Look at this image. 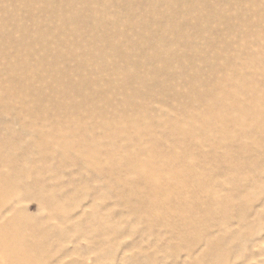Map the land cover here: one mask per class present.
<instances>
[{
  "label": "rangeland",
  "instance_id": "rangeland-1",
  "mask_svg": "<svg viewBox=\"0 0 264 264\" xmlns=\"http://www.w3.org/2000/svg\"><path fill=\"white\" fill-rule=\"evenodd\" d=\"M263 113L264 0H0V228L29 264H264Z\"/></svg>",
  "mask_w": 264,
  "mask_h": 264
},
{
  "label": "bare ground",
  "instance_id": "bare-ground-1",
  "mask_svg": "<svg viewBox=\"0 0 264 264\" xmlns=\"http://www.w3.org/2000/svg\"><path fill=\"white\" fill-rule=\"evenodd\" d=\"M259 89H261V88H259ZM243 91V90H242ZM255 91V90H254ZM259 92H260V90H258ZM261 92H262V90H261ZM245 93V92H244ZM259 94H261V93H259ZM263 94V93H262ZM237 95V94H236ZM253 99V98H252ZM258 102H259V98H258V94L254 97V100H249V101H247V103L244 105V106H246L245 108L243 107V108H236V109H239L244 115L245 114H248V113H250L251 114V111H253L252 109L254 108H256L257 109V111H258V107H256L257 106V104H258ZM259 105V104H258ZM243 106V105H242ZM213 111V110H212ZM256 111V112H257ZM216 112L218 113V111L216 110ZM258 112H260L261 113V111H258ZM263 112V111H262ZM254 113V112H253ZM264 114V113H263ZM215 114H213V116H214ZM261 115V114H260ZM260 115H259V118L258 119H260L261 117H260ZM248 116V115H247ZM251 116H253V115H251ZM263 116V115H262ZM254 117V116H253ZM253 117H252V119H253ZM254 118H256V117H254ZM263 118V117H262ZM261 118V119H262ZM256 120V119H255ZM254 119H253V123H255L254 121H255ZM261 123H264V119H262V121H261ZM256 124H258V122L256 123ZM262 125H264V124H262ZM260 126V125H259ZM261 127V126H260ZM5 152H6V158H7V160H10L11 159V156H7V155H10V153H9V151L8 150H5ZM11 155H13V154H11ZM19 155V154H18ZM2 157H3V152H0V160H2ZM178 157V156H177ZM14 158H16V157H13V159ZM171 158V157H170ZM179 158V157H178ZM18 159V158H17ZM181 159V158H180ZM15 161H16V159H15ZM11 163L10 164H12L13 162L12 161H10ZM17 162V161H16ZM18 163V162H17ZM168 164V163H167ZM135 165H137V163L135 162ZM17 166V165H16ZM173 166V165H172ZM171 166V167H172ZM14 167V169H15V165L13 166ZM12 167V168H13ZM168 167V166H167ZM131 168H132V166H131ZM13 169V170H14ZM177 169V168H176ZM189 169V168H188ZM170 170H168L167 172H169ZM176 171H178V170H176ZM15 172H17V171H15ZM147 172V171H146ZM187 173L188 172H190V171H186ZM192 172V171H191ZM190 172V173H191ZM20 173L22 174V172L20 171ZM151 173H152V171H151ZM174 173V172H173ZM172 173V174H173ZM176 173V172H175ZM175 173L173 174V175H175ZM186 173V174H187ZM19 174V173H18ZM17 174V175H18ZM155 174V173H154ZM158 174H160V173H158ZM162 174V173H161ZM169 174V173H168ZM171 174V173H170ZM117 175V174H116ZM177 175V174H176ZM184 175V174H183ZM195 175V174H194ZM196 175H197V172H196ZM149 176H151V175H149ZM155 176H156V174H155ZM170 176V175H169ZM146 177H148L147 175H146ZM158 177H159V175H158ZM171 177H172V175H171ZM152 178V177H151ZM177 178H179V177H177ZM194 178H198V176L197 177H194ZM200 178V180H202L203 179V177H202V179H201V177H199ZM198 178V179H199ZM145 179V178H144ZM174 179V178H173ZM191 179H192V176H191ZM149 180V179H148ZM193 181H194V179H192ZM197 180V179H196ZM194 181V182H198V180L197 181ZM150 181V180H149ZM192 181V182H193ZM178 182V181H177ZM182 182V181H181ZM202 182V181H201ZM9 183H10V181H9V179H7V178H2V176L0 177V185H9ZM146 183V182H145ZM188 183V182H187ZM189 185V184H188ZM198 184H196V186H197ZM33 186V185H32ZM183 186V185H182ZM181 186V187H182ZM2 189V188H1ZM124 189V188H123ZM128 189H131V188H129L128 187ZM197 189V188H196ZM204 189V188H203ZM202 190V189H201ZM204 190H206V189H204ZM120 191H121V189H120ZM138 191V190H137ZM128 193H130V192H128ZM140 193V192H139ZM118 195V194H117ZM152 195H154V194H152ZM120 196V195H119ZM123 196V195H122ZM139 196V195H138ZM140 197V196H139ZM152 197V196H151ZM131 198V197H130ZM137 198V197H136ZM149 199V198H148ZM132 200H135V199H132ZM144 200V199H143ZM151 200V199H150ZM125 201V200H124ZM140 204V203H139ZM138 204V205H139ZM143 204V203H142ZM223 204V203H222ZM205 214V213H204ZM186 216L188 217V215L186 214ZM8 225V224H7ZM185 225V224H184ZM207 225V224H206ZM194 226V225H193ZM9 227V228H8ZM186 228H188V227H186ZM15 231V230H17L14 226H12V225H8L6 228H0V248H2V244L3 243H6L7 241H10L11 243H12V245L13 246H15L14 247V251L15 252H17V254L18 255H15V259H14V263L13 264H26V260H28V256H29V254H31V252L33 251H31V250H28L26 247V250L24 249V248H22V247H20L19 246V242L17 243V241H15V239H13V235L11 234V233H13V232H11V231ZM22 231V230H21ZM18 232H20V231H18ZM22 233H20V235H21ZM24 234V233H23ZM16 235V234H15ZM17 235H19V234H17ZM24 236V235H23ZM27 236V235H26ZM19 237V236H18ZM28 237V236H27ZM24 238H26V237H24ZM19 239H20V237H19ZM22 239H23V237H22ZM21 239V240H22ZM24 241H26V240H24ZM24 241H22V243L24 242ZM8 243V242H7ZM24 244V243H23ZM36 246V245H35ZM4 247V246H3ZM29 247H30V245H29ZM28 247V248H29ZM32 247V246H31ZM37 247V246H36ZM8 248V247H7ZM4 249V248H3ZM5 251H6V249H5ZM5 251H3V253H5ZM30 252V253H29ZM34 252V251H33ZM33 252H32V254H33ZM0 253H2V249H1V252ZM9 253V252H8ZM12 253V252H11ZM12 255V254H11ZM10 255V256H11ZM4 256V257H3ZM2 257H3V259H6L5 258V256L6 255H3ZM8 256V255H7ZM6 256V257H7ZM0 257H1V255H0ZM26 257H27V259H26ZM8 258V257H7ZM2 259V260H3ZM7 261L8 260H11L10 259V257L8 258V259H6ZM13 260V259H12ZM29 260H30V258H29ZM5 262V261H4ZM3 262V263H4ZM2 263V261H1V264H3ZM6 263V262H5ZM8 263H9V261H8ZM28 263V262H27ZM7 264V263H6ZM29 264V263H28Z\"/></svg>",
  "mask_w": 264,
  "mask_h": 264
}]
</instances>
